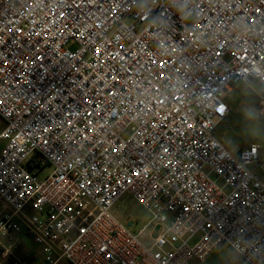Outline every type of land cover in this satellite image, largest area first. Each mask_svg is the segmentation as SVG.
<instances>
[{"label": "built area", "instance_id": "built-area-1", "mask_svg": "<svg viewBox=\"0 0 264 264\" xmlns=\"http://www.w3.org/2000/svg\"><path fill=\"white\" fill-rule=\"evenodd\" d=\"M240 84L264 115V0H0L2 257L24 231L46 264H264V148L216 135Z\"/></svg>", "mask_w": 264, "mask_h": 264}, {"label": "rangeland", "instance_id": "rangeland-1", "mask_svg": "<svg viewBox=\"0 0 264 264\" xmlns=\"http://www.w3.org/2000/svg\"><path fill=\"white\" fill-rule=\"evenodd\" d=\"M226 102L233 109V112L232 115L230 114V119H227L225 123L218 127L216 132L218 138L233 153L243 150L252 143H260L264 148V115H260L258 112L259 101L256 94L246 86L240 84L233 88V91L227 96ZM4 128L5 123L0 117V134ZM52 170L53 167L51 165L45 166L41 171L40 177L45 178ZM256 174L264 181V175L261 171H256ZM112 212L118 215L132 232L136 234L151 219V214L139 206L130 195L123 197L113 208ZM15 236L18 241L16 239L12 242L6 240L4 245L9 246L10 243L16 242L17 247L24 249L30 255H38V259L34 262L29 259L30 264H46L39 252V246L34 242L33 237L26 236L24 231L18 232ZM219 246L207 261L204 263L195 262L194 264H239L241 262L240 257L227 243H222ZM0 264H10V262L8 258L2 257V254H0ZM58 264L70 263L62 260Z\"/></svg>", "mask_w": 264, "mask_h": 264}, {"label": "crops", "instance_id": "crops-1", "mask_svg": "<svg viewBox=\"0 0 264 264\" xmlns=\"http://www.w3.org/2000/svg\"><path fill=\"white\" fill-rule=\"evenodd\" d=\"M232 112H233V109H231V112H230L231 115H232ZM230 114H229V116L226 118V120H227V119H230V116H231ZM226 120H225L223 123H225ZM223 123H222V124H223ZM222 124H221V125H222ZM219 127H220V126H219ZM4 144H5V143H4L3 141H0V150L3 148ZM248 146H249V145H248ZM248 146H247V147H248ZM247 147H245L244 149H246ZM244 149H243V150H244ZM241 151H242V150L237 151V153H239V152H241ZM237 153H235V154H237ZM17 253H18L19 255H21V256H27L28 259H32V258H33V256L30 255V253H28V252L25 251L24 249H20V248L17 249Z\"/></svg>", "mask_w": 264, "mask_h": 264}]
</instances>
